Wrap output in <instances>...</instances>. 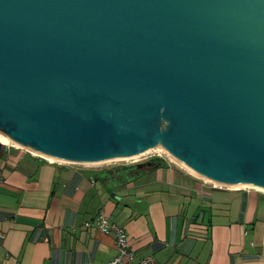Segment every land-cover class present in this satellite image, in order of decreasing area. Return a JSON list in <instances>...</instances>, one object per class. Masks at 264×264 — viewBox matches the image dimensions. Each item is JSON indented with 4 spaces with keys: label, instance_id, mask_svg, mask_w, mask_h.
<instances>
[{
    "label": "water",
    "instance_id": "95a60500",
    "mask_svg": "<svg viewBox=\"0 0 264 264\" xmlns=\"http://www.w3.org/2000/svg\"><path fill=\"white\" fill-rule=\"evenodd\" d=\"M0 132L264 189V0H0Z\"/></svg>",
    "mask_w": 264,
    "mask_h": 264
},
{
    "label": "crops",
    "instance_id": "0c3cea01",
    "mask_svg": "<svg viewBox=\"0 0 264 264\" xmlns=\"http://www.w3.org/2000/svg\"><path fill=\"white\" fill-rule=\"evenodd\" d=\"M119 169L9 146L0 156V264H109L118 248L98 227L102 213L126 230L137 264H264V191L207 188L169 164L137 176Z\"/></svg>",
    "mask_w": 264,
    "mask_h": 264
},
{
    "label": "built area",
    "instance_id": "2783aa9c",
    "mask_svg": "<svg viewBox=\"0 0 264 264\" xmlns=\"http://www.w3.org/2000/svg\"><path fill=\"white\" fill-rule=\"evenodd\" d=\"M148 155V154H147ZM146 156V155H144ZM142 156V157H144ZM141 157V158H142ZM152 158L163 157L162 154H158L157 156H151ZM151 158V159H152ZM140 159V158H139ZM139 159H133V163L141 162ZM130 160V161H133ZM148 160V159H147ZM98 227L106 233H114L117 241L118 255L116 258L110 262L109 264H137L136 263V255L134 251L131 250L129 244V236L126 230L116 224L110 223L108 217L104 213L100 214L97 219ZM3 234L0 232V237ZM154 259L149 257L141 262V264H153Z\"/></svg>",
    "mask_w": 264,
    "mask_h": 264
},
{
    "label": "rangeland",
    "instance_id": "374dc122",
    "mask_svg": "<svg viewBox=\"0 0 264 264\" xmlns=\"http://www.w3.org/2000/svg\"><path fill=\"white\" fill-rule=\"evenodd\" d=\"M0 140L2 142L6 141V142H10V144H4V150H7V148H9V146H13V147H17V144H15L13 141H11L10 139L6 138L1 132H0ZM20 147V146H19ZM22 148V147H21ZM158 154H162L163 155V158L166 160L165 162L169 165H172L174 168H179L180 170H183L188 177H190L192 180H194V182L196 184H199V185H204L206 186L207 188H217V185L214 184V183H211L209 181H207L205 178H203L202 176H200L199 174H195V172H193L192 170H190L187 166H185V164H183L182 162H180L178 159H176L175 157H172L168 154H165L164 152H154V153H150L144 157H140V161L143 162V161H146L147 159H151L152 157L151 156H157ZM133 160V159H132ZM131 162H134L133 161H130V160H127V161H115V162H105V163H102V164H98V165H90L89 166H93L94 168H108V167H113V166H116V165H121V164H131ZM84 165H88V164H84ZM200 176V177H199ZM148 178L146 180H150V178H152L151 176H147ZM219 186V185H218ZM220 187H223V186H220ZM224 189H229V187H223ZM218 192V191H216Z\"/></svg>",
    "mask_w": 264,
    "mask_h": 264
},
{
    "label": "bare ground",
    "instance_id": "6f19581e",
    "mask_svg": "<svg viewBox=\"0 0 264 264\" xmlns=\"http://www.w3.org/2000/svg\"><path fill=\"white\" fill-rule=\"evenodd\" d=\"M3 134V133H2ZM6 138H8V139H10L11 140V138L10 137H8L7 135H5V134H3ZM12 141V140H11ZM4 142H6V141H4ZM34 153H37V154H40V153H38L37 151H33ZM154 152H164L165 154H168V155H170V156H172L170 153H169V151L166 149V148H164L163 146H159V147H155V148H152V149H150V150H148L147 152H145V153H142V154H139V155H136V156H132V157H121V158H114V159H111V160H108V161H103V162H97V163H91L90 165H98V164H102V163H105V162H115V161H127V160H132V159H138V158H140V157H142V156H144V155H147V154H150V153H154ZM40 155H43V154H40ZM45 156V155H44ZM46 157H48V158H52V159H55V158H53V157H49V156H46ZM173 157V156H172ZM55 160H57V159H55ZM89 165V164H88ZM186 166V165H185ZM188 167V166H187ZM189 168V167H188ZM190 170H192L191 168H189ZM193 171V170H192ZM193 172H195V171H193ZM195 174H197L196 172H195ZM200 177V176H199ZM207 180V179H206ZM207 181H209V180H207ZM209 182H211V181H209ZM211 183H213V182H211ZM214 184H216V183H214ZM217 186L219 185V186H222V185H220V184H216ZM226 187H229V188H233V189H242V188H255V189H258V190H261V191H264V189H261V188H258V187H253V186H246V185H233V186H226Z\"/></svg>",
    "mask_w": 264,
    "mask_h": 264
},
{
    "label": "flooded vegetation",
    "instance_id": "af4514ba",
    "mask_svg": "<svg viewBox=\"0 0 264 264\" xmlns=\"http://www.w3.org/2000/svg\"><path fill=\"white\" fill-rule=\"evenodd\" d=\"M4 149L0 150V156L5 153ZM152 159H154V158H152ZM152 159H148L146 161L139 162V163L116 165V166H113L111 168L117 169V167H120V169L116 170V171H118V172L124 171L127 174V176H137L139 174V172L141 173L142 171L148 170L149 168H151L153 166L152 164L151 165L148 164V162L151 161ZM139 165H142V166H139ZM108 168H110V167H108Z\"/></svg>",
    "mask_w": 264,
    "mask_h": 264
},
{
    "label": "trees",
    "instance_id": "16d2710c",
    "mask_svg": "<svg viewBox=\"0 0 264 264\" xmlns=\"http://www.w3.org/2000/svg\"><path fill=\"white\" fill-rule=\"evenodd\" d=\"M153 166L151 168H149L148 170H152L154 168H156V164H152Z\"/></svg>",
    "mask_w": 264,
    "mask_h": 264
}]
</instances>
